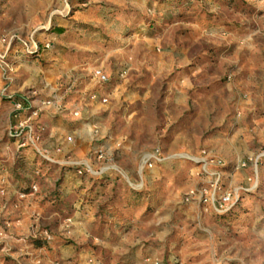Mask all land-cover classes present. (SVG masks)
Masks as SVG:
<instances>
[{
  "label": "rangeland",
  "instance_id": "rangeland-1",
  "mask_svg": "<svg viewBox=\"0 0 264 264\" xmlns=\"http://www.w3.org/2000/svg\"><path fill=\"white\" fill-rule=\"evenodd\" d=\"M0 81L20 264H264V0H0Z\"/></svg>",
  "mask_w": 264,
  "mask_h": 264
},
{
  "label": "crops",
  "instance_id": "crops-1",
  "mask_svg": "<svg viewBox=\"0 0 264 264\" xmlns=\"http://www.w3.org/2000/svg\"><path fill=\"white\" fill-rule=\"evenodd\" d=\"M55 31L59 30L60 28L59 27H54L53 28ZM69 53L66 54L67 58L65 60V63L60 65L59 67H57V73H66L68 72L70 75H73V70H77L78 69V57L80 56H88L89 52L87 51H83V50H78V49H75V50H67ZM11 57V59H10ZM22 58V59H21ZM9 59L11 62H19V63H27V61H25L23 59V55H14L12 53L9 54ZM83 60V59H82ZM65 66V67H64ZM62 67H64V69H62ZM61 68V69H60ZM0 84L2 85V81H0ZM55 85V81L50 83V82H43L41 83L39 86L41 88H45L46 86L48 87L49 85ZM0 85V86H1ZM79 89H75L74 91H72V94L71 96L72 97H78V96H83L84 94V91H82V89L80 88H84L83 86L82 87H79L77 86ZM16 88L17 86H13V87H8V90L9 92H14L16 91ZM86 90V89H85ZM77 91H80L79 95ZM17 95V93L15 94ZM11 99L9 100V103L13 106V99H16L14 96H11L10 97ZM89 101H94V100H89ZM25 109V108H24ZM24 109H21V110H24ZM13 116L15 118H17L16 121H19L22 118H24L25 116V112L21 111L19 112V114L15 115V112L13 114ZM15 121V122H16ZM18 123V122H17ZM16 125V124H14ZM38 153L39 154H42V150L41 149H37ZM43 155V154H42ZM54 156V154L51 153H48L47 157H49V159H51L52 157ZM5 182V181H4ZM88 216H90V212L88 211L87 212ZM12 217V216H11ZM12 220V224L7 228V233H6V237L2 240L3 242L0 243V247H1V251L0 252V264H20L21 263V260H23V258H25V254H21L19 253V255H17L18 253L17 252H22L23 250V246H25V244L23 243L24 241H15L16 238H21V235L20 233L22 234L23 232H25L26 228H25V225L19 221V224L17 223H14L13 222V218H9V220ZM113 227V231H117L121 228V225H119V223H116L114 222L113 225H111ZM111 228V227H110ZM110 228H107L105 229L104 231H111ZM50 242H53L55 243V241H50ZM26 246H27V249H31V250H34L35 247H33V244L31 242H27L26 243ZM31 256V255H30Z\"/></svg>",
  "mask_w": 264,
  "mask_h": 264
},
{
  "label": "built area",
  "instance_id": "built-area-1",
  "mask_svg": "<svg viewBox=\"0 0 264 264\" xmlns=\"http://www.w3.org/2000/svg\"><path fill=\"white\" fill-rule=\"evenodd\" d=\"M38 50V49H37ZM37 50L35 52H37ZM93 75L98 79V81L100 82H106L108 77L105 73H103L100 69H95L94 72H93ZM13 106L14 108L16 109L15 111L19 110L22 108L21 104L20 103H13ZM17 113L15 112V115ZM26 120H20L18 121V123L16 125H14L12 128H11V131H10V136L13 137V138H16V140L18 139V142L21 141V144H19L20 146H24L25 144V138H24V131H25V128L26 125ZM31 127L29 126V130L31 131ZM101 155H99L100 157ZM149 165H151V161L148 163ZM80 171V170H79ZM238 199V197H230L229 194H222L220 197H219V200L217 202L218 205H215L214 206V209L216 211H219V212H224L226 211L228 208H226V205L227 204H230V202L234 203L236 202ZM231 203V204H232Z\"/></svg>",
  "mask_w": 264,
  "mask_h": 264
},
{
  "label": "trees",
  "instance_id": "trees-1",
  "mask_svg": "<svg viewBox=\"0 0 264 264\" xmlns=\"http://www.w3.org/2000/svg\"><path fill=\"white\" fill-rule=\"evenodd\" d=\"M22 100V101H21ZM13 101V103H20L21 104V106L23 107V108H25V106H26V103H25V101H24V99H13L12 100ZM236 204V203H235ZM234 204V205H235ZM215 210V209H214ZM231 209H228V210H226V211H224V212H221V213H218L219 214V216H224V215H227L228 213H230L229 211H230ZM216 211V210H215ZM216 213H217V211H216Z\"/></svg>",
  "mask_w": 264,
  "mask_h": 264
}]
</instances>
